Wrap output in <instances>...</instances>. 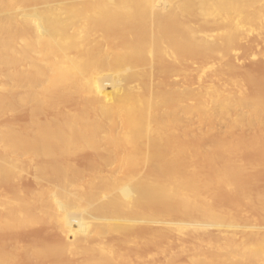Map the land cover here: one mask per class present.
Segmentation results:
<instances>
[{"label": "bare ground", "instance_id": "bare-ground-1", "mask_svg": "<svg viewBox=\"0 0 264 264\" xmlns=\"http://www.w3.org/2000/svg\"><path fill=\"white\" fill-rule=\"evenodd\" d=\"M49 1L0 0V13ZM61 9L0 14V185L27 171L33 181L28 193L11 187L0 194V237L50 225L66 243L8 249L1 242L0 264H12L16 253L30 263L139 264L120 248L144 244L129 236L136 223L162 225L149 233L150 244L173 233L195 243L185 262L170 253L165 264H264V234L240 230L212 202L217 191L233 192L246 167L236 166L222 132L223 141L198 147L211 132L264 125V93L246 90L251 76L238 93L211 80L182 89L170 82L185 72L184 58L211 51L187 18L226 29L227 45L232 34L264 28V0H88ZM154 75L160 78L150 83ZM21 114L26 121L17 125ZM181 114L198 115L200 128L182 125ZM197 158L209 172L207 165L198 172ZM204 170L210 179L198 174ZM241 195L264 214V199ZM209 226L215 234L206 240L195 233Z\"/></svg>", "mask_w": 264, "mask_h": 264}, {"label": "rangeland", "instance_id": "rangeland-1", "mask_svg": "<svg viewBox=\"0 0 264 264\" xmlns=\"http://www.w3.org/2000/svg\"><path fill=\"white\" fill-rule=\"evenodd\" d=\"M87 1L88 0H54V1H49L46 4H37V5L32 4V3H26L14 9H11L9 11L2 9L0 14L1 15L13 14L14 16L19 17L20 13L22 12L28 13L33 9L40 11V10H43L47 6H50V7L57 8L58 10H62L61 7L64 5H70V7H73V6L75 7L77 5H82L83 3H86ZM106 1H115V0H106ZM171 1L175 5L180 2V0H171ZM185 24L191 27L195 31L196 35L205 34L206 36H208V42L210 43L211 51L196 52L184 58L182 62L180 63V66L183 69H185V72L180 73L178 76L174 75L176 78L174 76L171 77L172 78L171 79L172 81L170 80L171 83L175 82L173 84H175L177 87H180V89H182V88H187L190 86L196 87L197 84L203 81L205 82V81L211 80V81H214V83H216V85H219L221 88L225 89L226 87V90L228 88L227 91L230 90L233 93H238L245 87L246 77L251 76V79L253 78L252 79L253 84H248L247 86L249 87H247L246 90L248 92H256L258 91V88H259L260 92L264 93L263 91L264 82L262 81L263 83L261 84V81H260L264 79V28L257 32H250V33H246L242 35L232 34L230 36L229 43L227 45H224L222 43V39L223 37H225L226 29L224 30L223 28L219 27L216 23L212 22L208 25V27L204 28L203 25H201V22L197 18L189 17L185 20ZM225 62H227L229 66L224 68L222 66ZM228 68L230 69L228 70ZM159 78H160L159 75L158 76L154 75L152 79H150V83H154ZM224 79H226L227 82H229L230 84H223ZM218 81H220V83H217ZM256 81H257L256 84H258L259 87L255 84ZM259 84L263 85V87L262 86L260 87ZM255 85L257 86V88L255 87ZM122 86L123 84H120L118 85L117 88H121ZM129 91L132 94L137 93L136 88H132ZM77 104L78 102L74 103V106H76ZM21 115L15 116L13 119L17 125H21L26 121L25 116L24 115L21 116ZM10 116L6 115L4 117L5 119L3 118L4 121L11 120ZM23 119H25L24 122H22ZM179 119L182 125L189 124L191 128L193 129L200 128L198 124L199 116L196 114H190V115L184 114V116L183 114H181V116L179 115ZM205 125L207 124L205 123ZM205 125L203 126L204 128L206 127ZM213 126L216 128H222V124L218 121H214ZM258 127L254 128L255 131L254 129L251 131L248 130L249 133H247V130L245 131L242 129L243 131L242 132L240 129H238L241 133L238 132L237 130L235 134H233L235 131L234 132L231 131L229 133L228 131H226L224 132V135H223V131L217 130V131L207 134L203 138L205 139L203 145H202V142H199L198 147L199 148H202L203 146L208 147L210 144H206V143L213 142L216 139H217L216 142L224 139V141H228L230 144L232 143L230 154L236 166L243 165L244 168L246 167L242 173L243 177L239 176L236 182L237 185L234 183L235 185L230 189V190H233V192L225 191L226 195L225 194L223 195L224 191L223 193H220L219 191H217L216 196H215L216 193H214L212 196V202H214L215 207L218 206L219 208L221 205L220 209L223 208L222 211L226 217H228L229 215H232L234 219L236 220V222L240 225V230L242 227H245L247 228V230L249 229L252 232L264 234V214L263 212L261 211L262 214H258L260 213V209H258V207L253 208V206L251 205L252 209H250L251 207L247 206L249 204H245L244 202L239 201V199L242 197L241 191L242 193L243 191L244 192L247 191L248 193H250L251 196L254 198V200L261 201L264 199V196H257L258 193H261V192L264 193V125L262 124V126H258ZM216 132L218 134L219 132H222V134L220 133L221 135L219 134L221 137H223L221 140H220L221 137ZM244 133H247V134H244ZM215 134H217V136H215ZM209 135H210V138L208 140L207 137ZM214 136L215 137L219 136V137L214 138ZM234 136L235 138H232ZM249 136L250 138H248ZM211 137L213 138V140L211 139ZM231 140L234 143L230 142ZM194 146L197 147L196 143ZM202 158L200 156L199 159L203 160L204 162L205 157L203 159ZM199 159H198L197 164L195 163L197 166V170L199 167L201 168L200 170H203L205 169L207 165L206 169H208V172H209L210 164H207V163L206 165L200 164L202 162ZM76 164L78 166H81L83 164V159L82 158L77 159ZM205 170L202 172L200 171L201 173H198V174L202 178L206 176L205 180H208L210 179L209 173ZM32 182H33L32 174L31 172L27 171L26 173L17 175L13 180L9 182L2 183L0 185V194L6 193L11 187L16 188L21 193H28L33 189ZM235 186L236 187L238 186V188H235L236 190L233 189ZM205 190L206 189H203L202 191L205 193L206 192ZM238 197L240 198L238 199ZM177 218L178 220L180 219V217H177ZM172 219L174 220L173 217ZM172 219L170 218V220ZM180 220H183V219H180ZM49 226H46L43 229L42 228L41 229L31 228V229L24 230V231H18L14 233L13 236L7 235L8 239L7 237H5L6 240L4 241H2L4 238L0 237V247H2L1 245H3L1 244V242L3 243L5 242L3 245V248L5 246L8 249H11L13 248V246H17V245L18 246L19 245L28 246L32 244H43V245H49V246L64 245L66 242L61 237L58 238V236L54 234L55 233L54 229H53L54 232L52 230H49L50 228H52L51 226L50 227ZM161 227L162 225H158V224H153L152 226H149L145 223H136L130 229L129 236L134 241H139V242L143 241L144 244L139 247L140 250L136 248L134 245H132L131 247H128L129 248L128 253L125 247H120L122 249V252L125 253L126 255H129L128 256L129 260L132 258L130 261L136 262L139 260L138 261L139 264H165L167 257L170 253H173L176 255V259H177L176 261H178L179 263L185 262V258L187 257L185 252L187 251L186 253L188 254L189 253L188 250L190 249V246L194 245L195 243L187 237H186L187 239L186 240L184 238L185 236H183L182 234H177V233L170 234L173 236H167L169 234L167 235L164 234L165 235L164 236L162 234L161 235L162 238L161 239L159 238L160 240L158 239L157 243H154L155 245L150 244L148 242L149 233L151 231L160 230ZM208 228H211V230ZM213 228L214 227L209 226L205 228V231L197 230L195 231V233L199 236L204 237L203 240H206L207 237L215 234V233L214 234L212 233L213 232L212 230L215 229ZM238 229H236V235H237L236 240H239V238L241 237V234H237L238 232L240 233ZM0 235L3 237L2 234ZM109 241L110 239L108 240V242L107 241L106 242L110 243ZM180 244H182L183 246H186V248L182 246V249H181V246H179ZM179 252L180 253L182 252V253L180 254ZM142 257H144L143 259L145 260H142V263H141ZM178 257L180 258V260ZM80 258L82 257H78L75 260H71L67 257H62V258L56 257L51 262L52 264H79V262L82 260V259L80 260ZM12 264H51V263L47 261L30 263V261L29 262L25 261L24 258H22V255H20L19 253H16L14 255ZM136 264L138 263L136 262Z\"/></svg>", "mask_w": 264, "mask_h": 264}]
</instances>
